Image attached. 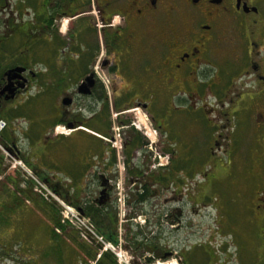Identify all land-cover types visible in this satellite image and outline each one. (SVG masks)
I'll return each instance as SVG.
<instances>
[{"label":"rangeland","instance_id":"rangeland-1","mask_svg":"<svg viewBox=\"0 0 264 264\" xmlns=\"http://www.w3.org/2000/svg\"><path fill=\"white\" fill-rule=\"evenodd\" d=\"M220 53L219 63L228 66L231 63V39L219 46ZM156 64L153 63L150 73L153 76L158 69ZM178 92L157 89L146 93L141 90L139 94L153 102V110L147 111L136 102L123 107L121 112L111 108L108 114L102 113L93 120L94 113H98L100 108H93L92 100L81 96L78 108H63V97L59 92L34 87L28 93V103L25 99L23 101L26 104L22 107L27 112L24 119L14 124L15 128L21 125V146L28 164L0 149L3 165L0 170V264H74L76 258L81 260L78 243L86 245V242L100 251L97 261L102 254L111 253L121 264L128 262L126 255L133 258L131 264H144L142 259L147 261L149 257L143 253L144 258H141L143 251L134 242L140 237L144 241L139 243H154L161 254L150 264H181L180 257L186 264H264V224L256 216L255 200L261 190L257 183L261 173L258 174L254 160L264 149L263 132L246 118L248 113L238 115L232 124L235 154L231 161L225 159L224 169L216 168V172L209 173L210 178H207L197 170L212 160L210 146L214 147L219 128L216 124L209 125L202 114L190 115L177 109L180 106ZM128 96L124 95L125 104ZM109 97L110 104H114L117 97L114 94ZM57 107L77 114L76 120L87 123V127H82L83 133L78 131L81 128L70 133L66 124L52 130L61 111L59 109L58 114ZM150 113L165 121L168 132L160 131ZM220 120L227 123L225 117L221 116ZM1 121L7 124L6 120ZM109 122L111 127L105 140L97 133L105 134ZM230 128L227 127L228 130ZM90 129L97 132L93 144L84 134H92ZM132 130L139 133L147 144L128 155L126 151ZM28 137H34L32 142L42 141L43 147L35 148V143L32 147ZM114 144L124 152V167L118 166L116 158L114 167L108 168L113 159ZM167 149L171 153H165ZM174 155L178 156L175 165ZM171 165L176 172L175 178L182 179L184 183L186 180L185 186L176 188L172 181L169 182L172 176L167 175ZM43 167L51 180H45V174L39 172ZM129 168L134 173L138 168L141 174L138 176L143 177L135 179L132 174L129 176ZM194 175L199 176L193 179ZM99 176L107 179L117 177L111 183L115 187L111 188L113 203L109 202L108 208L115 215L117 233L122 236L124 253L117 252L118 257L110 249L105 250L106 241L101 243L88 235L85 227L71 221L62 220L61 225L63 223L70 228L53 235L56 224L48 216L59 211L63 218L66 207L73 208L70 204L75 197L72 183L76 179L85 191L80 199H97L101 190V186L96 185ZM164 176L167 177L164 184L168 188L155 182ZM143 183L150 186V199L144 205H137L134 191L138 192ZM52 185L57 186L56 190ZM120 199L123 203L119 205ZM133 205H137V209L135 221L131 222L128 213ZM75 213L78 214L76 210ZM81 217L91 223L87 217ZM126 218L127 222L120 227L121 219ZM170 252L177 255L170 257ZM91 264L96 263L93 261Z\"/></svg>","mask_w":264,"mask_h":264},{"label":"flooded vegetation","instance_id":"flooded-vegetation-1","mask_svg":"<svg viewBox=\"0 0 264 264\" xmlns=\"http://www.w3.org/2000/svg\"><path fill=\"white\" fill-rule=\"evenodd\" d=\"M230 39L231 63L223 66L219 46ZM153 63L158 65L154 76ZM84 84L91 91L84 97L100 108L93 120L106 112L110 94L117 97L110 104L115 110L138 102L150 111L153 102L141 90L179 91L177 109L202 114L219 128L210 146L213 161L197 170L210 178L235 154L232 124L238 115L248 113L264 141V0H0V120L7 121L0 134L2 152L27 163L21 125L14 124L24 119L23 101H29L34 87L54 89L63 97L61 107L76 109ZM124 95H129L127 104ZM66 99L72 100L68 106ZM57 108L61 111L52 130L55 124L87 125L76 120L77 114ZM150 116L160 131L168 132L165 121ZM34 143L39 147V140ZM259 152L254 158L261 173L256 216L264 224V149ZM115 178L107 179V209ZM98 181L101 186L102 176ZM135 206L128 213L131 222ZM148 257L156 259L155 254Z\"/></svg>","mask_w":264,"mask_h":264},{"label":"trees","instance_id":"trees-1","mask_svg":"<svg viewBox=\"0 0 264 264\" xmlns=\"http://www.w3.org/2000/svg\"><path fill=\"white\" fill-rule=\"evenodd\" d=\"M105 110L108 114V111L111 110L110 103L107 104ZM119 110H120L119 108L116 109V111H119ZM21 117H23V116H21ZM96 117H98V115ZM3 120H6V119H3ZM55 125L58 126L59 124H55ZM85 127H87V126H84V128ZM110 127H111V123L109 122V125L106 128L107 130H106L105 134H101L99 132L97 133L91 129H90V131L97 133V134H100V135L104 136V138L108 139ZM80 132H82V131H80ZM132 132L133 133L131 135V140H130V143L128 144L129 146H128V149L126 151V154H128V155H129V153L135 152L137 149L143 148L147 144L146 141H144V139L142 138V136L139 133H136L134 130H132ZM84 134H86V136H88L91 140H94V138H97L93 134H89V133H84ZM102 146L103 145H101V147ZM165 153H171V151L167 149V150H165ZM101 154H103V151ZM172 155H173V153H172ZM111 156H112L111 158H113V159L110 162V164L108 165V168L111 166L114 167V165L116 163L117 155H116L115 150L113 152H111ZM102 157H104V156H102ZM117 160H118V158H117ZM128 160H130V159H128ZM128 163H129V161L127 162V166L129 165ZM174 165H175V163H174ZM90 169L91 168L89 167L88 171ZM136 170H137V172L134 173L130 170V168L127 169L128 175L131 176V174H132L131 177H135V179H137V177H143V176H138L141 174L138 173V170H139L138 168H136ZM168 172H169V175H167V177L172 176V180H170L169 182L172 181V183L175 184L176 188H179V186H183V185L185 186L186 180L184 183L182 179L175 178L176 172H174L172 170V165H171L170 171H168ZM44 176H46V177H44L45 180L50 179V177H48V175L45 174ZM83 176H84V174H83ZM190 176H192V175H190ZM197 176H199V175H196V177ZM167 177L166 176L158 177L155 180V182L159 186H164V188H168L164 184L165 181L167 180ZM196 177L194 175L193 179H195ZM143 179L146 180L147 177L144 176ZM78 180L79 179H76V181L72 180L73 181L72 184L74 185L73 191L75 192V197L73 199L74 201H72L70 204L73 205V207H75L76 209L80 210L82 215H84L85 217L90 219L91 222L95 225L97 231L101 235H103L108 241H110L114 244H117L118 243V238H117L118 233H117V228H116V218L114 217L115 215L114 214L112 215L111 210L109 211V209H107L106 207L100 206L98 204L100 194H99V197L97 199H91V198L88 199L86 197H85V199L84 198L80 199V196L83 195V193L85 191L82 188V184L80 186L78 185V182H77ZM180 182H182V185H178ZM96 185L97 186L99 185V181L96 183ZM52 186H55V185H52ZM140 187L141 188H140V190H138V192L134 191L136 194V197H137V201H136L137 205L143 204L144 201H146L147 198H149V196H150V186L149 185H145L143 183ZM55 188H57V186H55L54 189ZM101 190H102V188H101ZM101 190H100V192H101ZM96 196H95V198H96ZM47 212L48 211H45V213H47ZM48 216L56 224L53 226V229H54L53 235H57V232L59 230L66 232V230H68L70 228V226H68V225L64 226L63 223L61 225L62 217H60L59 211H56V214L54 213V216H52L50 214H48ZM140 241L141 242L144 241V238L143 237L136 238V241H134V242L138 243L136 245L141 247V250L143 251L141 256L143 255V253H146L147 257L149 256V254H155L156 258H159L161 256V254L158 253V247L156 246V244L154 245V243H150L149 241L148 242L146 241L147 242L146 244H142V243H139ZM86 245H87V242H86ZM86 245L78 243V246H79L78 250H80V252H81V260L77 261V258H76L74 264H91V262H93V261H95L96 264H118V261L116 260L114 255H112L111 253L102 254V257L97 261V257H98V254L100 251H97L96 249H94V247H92V245H90V244H88L87 246ZM142 258H144V257H142ZM147 262L149 264L151 262H154V260L152 261V259H150V260H147Z\"/></svg>","mask_w":264,"mask_h":264},{"label":"built area","instance_id":"built-area-1","mask_svg":"<svg viewBox=\"0 0 264 264\" xmlns=\"http://www.w3.org/2000/svg\"><path fill=\"white\" fill-rule=\"evenodd\" d=\"M6 123L5 122H3V121H0V134L5 130V128H6ZM144 129L145 130H148L145 126H144ZM148 133H149V131H148ZM151 146L152 145H150V147L149 148H151ZM152 149V148H151ZM114 150L116 151V153H117V158H118V166H123L124 167V160H123V157H124V152L123 151H120V149L117 147V144H114ZM153 154V153H152ZM125 158V157H124ZM160 158V157H159ZM161 159V158H160ZM164 159L166 160L167 159V157H164ZM168 160V159H167ZM161 165V164H160ZM168 165V164H167ZM161 166H165V165H161ZM134 183H136V182H134ZM114 186H115V184H113ZM116 186H118V185H116ZM118 189H119V187H118ZM116 190H117V187H116ZM121 203H123V201L120 199L119 200V205L121 204ZM75 210L77 211V213L79 214H76L75 213ZM126 213H127V211H126ZM65 215H63V218H62V220H64V221H67V222H69V221H71V222H73V223H75V224H77L79 227H85V229H86V231L88 232V235H90V236H92V237H95L97 240H99L101 243H103L104 244V242L106 241L108 244H104V247H105V250H108V251H112L116 256H117V252H121L122 254L124 253V246H123V244H122V236L120 235V233H118V236H117V238H118V243L117 244H114V243H112V242H108L107 240H106V238L103 236V235H101V234H99V232L97 231V229L95 228V226L93 225V223L91 222H89V221H87L86 220V218H83V217H81V214H80V212L77 210V209H75V208H71V207H66V211H65V213H64ZM128 216V215H127ZM124 217H126V215L124 216ZM127 219L128 218H126L125 220L123 219H121V225H120V227H122V225L124 224V223H126L127 222ZM91 221V220H90ZM132 221H135L134 219L132 220ZM81 234H82V232H81ZM134 245V244H133ZM110 249V250H109ZM121 255V254H120ZM118 257V256H117ZM120 257H123V255L122 256H120ZM128 262H125L124 264H131V259L133 260V258L131 257V259H129L128 258V255H126V258H125ZM123 262V261H122ZM144 262V264H146L145 262V260L143 261ZM118 264H121L120 263V261L118 262Z\"/></svg>","mask_w":264,"mask_h":264},{"label":"water","instance_id":"water-1","mask_svg":"<svg viewBox=\"0 0 264 264\" xmlns=\"http://www.w3.org/2000/svg\"><path fill=\"white\" fill-rule=\"evenodd\" d=\"M15 72H19V70H16ZM79 94L82 95V96H89L91 94V91L88 90V87L84 84L83 87L81 88V91H80ZM71 102H72V100L67 101V99H66V100H64L63 103H64L65 106H68ZM66 127L69 130L75 131L78 128H81L82 129L83 125H80L79 127H75L72 124H68ZM103 179H104V181H103V183L101 185L102 190L100 192L101 197L99 198V201H98V204L100 206H104L106 204V202H107V195H108L107 189H106L107 180H105V178H103Z\"/></svg>","mask_w":264,"mask_h":264},{"label":"crops","instance_id":"crops-1","mask_svg":"<svg viewBox=\"0 0 264 264\" xmlns=\"http://www.w3.org/2000/svg\"><path fill=\"white\" fill-rule=\"evenodd\" d=\"M94 136H96V134H94ZM60 139V138H59ZM58 140V139H57ZM91 142L93 141V142H95L96 140H90ZM42 141H39V143H41ZM93 142H92V144H93ZM39 146H42L43 147V145H39ZM39 172H41L42 174H45L46 172H45V167H43V169H40L39 170Z\"/></svg>","mask_w":264,"mask_h":264},{"label":"bare ground","instance_id":"bare-ground-1","mask_svg":"<svg viewBox=\"0 0 264 264\" xmlns=\"http://www.w3.org/2000/svg\"><path fill=\"white\" fill-rule=\"evenodd\" d=\"M172 264H176V263H172Z\"/></svg>","mask_w":264,"mask_h":264}]
</instances>
